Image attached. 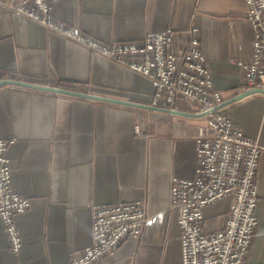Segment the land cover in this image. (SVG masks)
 <instances>
[{"label":"crops","instance_id":"obj_1","mask_svg":"<svg viewBox=\"0 0 264 264\" xmlns=\"http://www.w3.org/2000/svg\"><path fill=\"white\" fill-rule=\"evenodd\" d=\"M245 13L246 0H59L53 8L58 21L105 44L197 28L214 87L226 101L246 92L254 30ZM185 40L178 37L177 48ZM4 80L148 106L154 96L147 77L27 18L0 13ZM199 110L186 100L175 110L145 109L1 85L0 138L15 140L8 150L13 190L32 207L16 217L23 239L18 254L0 218V264H67L93 243L94 205L138 201L147 203L151 216L144 237L129 238L100 264H184L171 189L175 177H196L197 127L204 121ZM219 112L264 147V94ZM258 167L259 228L251 264H264V153ZM231 206L226 196L204 210L208 231L226 224Z\"/></svg>","mask_w":264,"mask_h":264},{"label":"built area","instance_id":"obj_2","mask_svg":"<svg viewBox=\"0 0 264 264\" xmlns=\"http://www.w3.org/2000/svg\"><path fill=\"white\" fill-rule=\"evenodd\" d=\"M59 0H0V13L21 16L76 42L89 51L150 79L154 86L151 106L176 109L179 100L199 107L203 122L197 127L196 177L173 178L171 209L179 212L184 264H251L259 220L257 175L264 147L247 137L231 117L215 109L226 102L207 66L199 30L186 33L169 29L138 41L105 44L53 16ZM246 18L254 30L253 57L245 66L244 90H264V0H246ZM186 38L182 47L177 38ZM136 132L140 134L139 129ZM15 140L0 138V218L9 236L10 249L18 254L23 239L16 217L32 207L31 200L13 190L8 158ZM232 198L226 224L208 231L204 210ZM93 243L67 264H100L129 238L142 240L151 216L145 202L94 205Z\"/></svg>","mask_w":264,"mask_h":264},{"label":"water","instance_id":"obj_3","mask_svg":"<svg viewBox=\"0 0 264 264\" xmlns=\"http://www.w3.org/2000/svg\"><path fill=\"white\" fill-rule=\"evenodd\" d=\"M5 84H14V85H18V86H23V87H28V88L38 89V90L40 89V90H44V91H48V92H54V93L72 96V97H78V98H83V99L85 98V99L97 100V101H102V102H108V103H114V104H120V105H126V106H133V107H138V108H141V107L145 108V109H153L154 108V107H151L148 105H143L142 103L137 104V103H133V102L117 100L114 98L104 97V96L95 95V94L86 93V92H80V91H76V90L68 89V88H63V87H52V86L32 84V83H28V82L13 81V80H11V81L10 80H4V81L0 82V86L5 85ZM258 93L264 94V90L253 89V90L246 91V92L239 94L238 96L226 101L221 106L217 107L215 109V111H219L222 108H224L225 106L230 105V104H232V103H234L240 99H243L249 95L258 94ZM201 116L203 117L204 115H201Z\"/></svg>","mask_w":264,"mask_h":264}]
</instances>
